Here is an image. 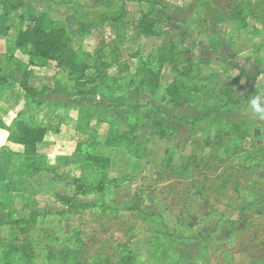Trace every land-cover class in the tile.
I'll use <instances>...</instances> for the list:
<instances>
[{"label":"rangeland","instance_id":"obj_1","mask_svg":"<svg viewBox=\"0 0 264 264\" xmlns=\"http://www.w3.org/2000/svg\"><path fill=\"white\" fill-rule=\"evenodd\" d=\"M11 1L0 119L48 132L0 140V264H264V0ZM31 17L66 59L15 47Z\"/></svg>","mask_w":264,"mask_h":264},{"label":"trees","instance_id":"obj_2","mask_svg":"<svg viewBox=\"0 0 264 264\" xmlns=\"http://www.w3.org/2000/svg\"><path fill=\"white\" fill-rule=\"evenodd\" d=\"M0 35L8 36L13 29V24L9 23V13L10 10L18 7L17 4L12 3L11 0H0ZM125 10V9H124ZM108 17L119 27L120 30L125 31L128 26V22L123 21V11L121 14ZM27 19L25 17L21 18V22L25 23ZM31 22H33L32 27L21 28L18 35L14 41V45L17 49L25 50L29 56V62L31 65H35L36 61L39 59L45 61H60L66 59L62 55V42H61V31L57 28H49L41 23V20L31 17ZM145 33H154V28L151 26L148 29H143ZM85 72L80 78H84ZM8 76L2 75L0 72V83L7 81ZM22 87L29 94H33L35 89L28 85V79L24 78L21 83ZM80 95H93V92L80 93ZM134 108V107H133ZM200 117V116H198ZM175 118V117H172ZM15 127H11L4 121H0V128L8 130L10 132L9 140L21 144L24 146V153L27 156L34 157L38 153V144L43 142L46 138L48 129L46 126H30L26 124L23 120L16 122ZM154 132H157V125L153 128ZM87 160L92 162L94 165L100 167L103 170L109 169L112 160L109 157L88 154ZM81 179H76L75 182H80ZM88 190L86 187L80 186V190ZM58 198L68 206V211L74 208L81 207L78 205L77 201L72 199L70 196L59 194ZM138 207H133L136 210ZM36 213H33V216ZM36 217H31V221H34ZM22 222V221H21ZM23 222H30L29 220H23ZM1 226V223H0ZM121 264H132V259L128 256H123L120 259ZM109 261L101 262L102 264H107ZM97 264V263H94Z\"/></svg>","mask_w":264,"mask_h":264},{"label":"crops","instance_id":"obj_3","mask_svg":"<svg viewBox=\"0 0 264 264\" xmlns=\"http://www.w3.org/2000/svg\"><path fill=\"white\" fill-rule=\"evenodd\" d=\"M11 118H12V117H6V116H4L2 121H4L5 123H7L8 125H10L11 122H12V121H11ZM0 120H1V119H0ZM9 136H10V132H8V131L5 130V129H1V128H0V140H1V139H4V140H6V141L8 140V141H7V144H9V146H11V147H12V146H15V145H21V144H17V143H14V142L10 141V140H9ZM45 139H46V138H45ZM41 143H42V142H41ZM41 143L38 144V147L40 146ZM21 146H23V145H21ZM23 147H24V146H23ZM107 157H108V156H107ZM109 158H110V157H109ZM110 159H111V158H110Z\"/></svg>","mask_w":264,"mask_h":264},{"label":"clouds","instance_id":"obj_4","mask_svg":"<svg viewBox=\"0 0 264 264\" xmlns=\"http://www.w3.org/2000/svg\"><path fill=\"white\" fill-rule=\"evenodd\" d=\"M251 108L255 114H257L261 119H264V105L260 103L259 96L252 99Z\"/></svg>","mask_w":264,"mask_h":264}]
</instances>
